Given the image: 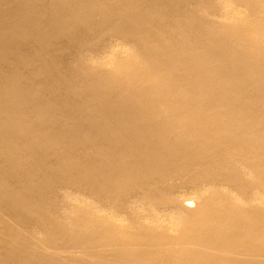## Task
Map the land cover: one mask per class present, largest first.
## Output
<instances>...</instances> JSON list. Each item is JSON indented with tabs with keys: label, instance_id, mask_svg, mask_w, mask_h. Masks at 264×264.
<instances>
[{
	"label": "bare ground",
	"instance_id": "obj_1",
	"mask_svg": "<svg viewBox=\"0 0 264 264\" xmlns=\"http://www.w3.org/2000/svg\"><path fill=\"white\" fill-rule=\"evenodd\" d=\"M0 264H264V0H0Z\"/></svg>",
	"mask_w": 264,
	"mask_h": 264
}]
</instances>
